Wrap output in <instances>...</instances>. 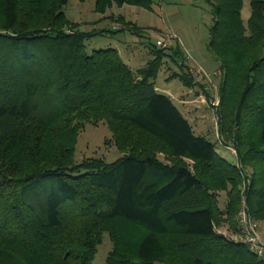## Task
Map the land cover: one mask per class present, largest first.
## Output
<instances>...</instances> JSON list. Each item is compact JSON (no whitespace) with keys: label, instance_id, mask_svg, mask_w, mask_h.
Wrapping results in <instances>:
<instances>
[{"label":"trees","instance_id":"trees-1","mask_svg":"<svg viewBox=\"0 0 264 264\" xmlns=\"http://www.w3.org/2000/svg\"><path fill=\"white\" fill-rule=\"evenodd\" d=\"M67 1L0 0V264H92L104 232L105 264H264L216 226L237 230L238 163L252 169L249 214L264 220V0H249L246 21L244 0H206L207 47L220 69L216 123L235 163L155 87L163 57L178 63L177 47L155 44L135 70L116 48L87 53L94 33L67 18ZM152 3L94 0V10ZM115 20V30L134 27ZM179 66L173 76L194 85ZM99 122L122 155L76 162L79 131Z\"/></svg>","mask_w":264,"mask_h":264},{"label":"rangeland","instance_id":"rangeland-1","mask_svg":"<svg viewBox=\"0 0 264 264\" xmlns=\"http://www.w3.org/2000/svg\"><path fill=\"white\" fill-rule=\"evenodd\" d=\"M63 11L69 20L77 23L78 30L94 33L85 39L87 53L100 48H116L121 58L134 70L153 57L150 50L158 39L163 40L162 47H167L168 53L172 51L168 48L177 47L179 53L175 58L178 63L168 55L162 59L154 79L157 91L172 100L195 135L215 142L222 156L232 163L236 162V156L230 148L232 140L224 142L218 133L215 113L218 106L211 103V100H219L220 74L216 72H220V69L219 62L207 47L212 18L210 5L206 0H153L152 9L131 4H113L104 13L94 10V0H68ZM241 13L246 21L250 14L249 0H244ZM119 15H123L134 27L126 26L115 30V27H122V23L115 20ZM183 63L184 68L197 81L192 86L185 85L178 76H173L182 71L179 64ZM156 154L161 159L166 156L163 151H157ZM121 155V151L113 144L111 132L105 123H85L79 131L74 149L76 162L89 157L112 162ZM247 169L252 174L251 167ZM242 184L243 180L239 189ZM225 201V192L220 191L221 208ZM257 221L264 234V220ZM216 226L218 232L234 236L228 221L221 220ZM111 248V240L107 232H104L92 264H105Z\"/></svg>","mask_w":264,"mask_h":264},{"label":"built area","instance_id":"built-area-1","mask_svg":"<svg viewBox=\"0 0 264 264\" xmlns=\"http://www.w3.org/2000/svg\"><path fill=\"white\" fill-rule=\"evenodd\" d=\"M156 45L162 46L163 40L158 39ZM220 74V72H216ZM211 103L218 106L219 100H211ZM231 148V147H230ZM232 152L235 154V150L232 149ZM241 169V176L243 180V184L241 186V202L240 207L236 216L237 230L234 232V236H228L230 239L235 242H240L245 244L248 249L255 254L258 258L264 259V235H262L258 221L254 219L248 211L245 189L251 180V172L247 167L242 164H237ZM227 236V235H226Z\"/></svg>","mask_w":264,"mask_h":264},{"label":"crops","instance_id":"crops-1","mask_svg":"<svg viewBox=\"0 0 264 264\" xmlns=\"http://www.w3.org/2000/svg\"><path fill=\"white\" fill-rule=\"evenodd\" d=\"M150 52H151V54H152V51L150 50ZM186 101V100H185ZM262 235H264V234H262Z\"/></svg>","mask_w":264,"mask_h":264}]
</instances>
